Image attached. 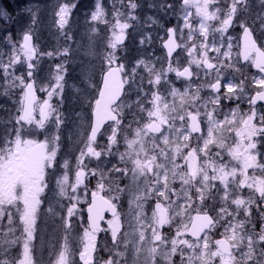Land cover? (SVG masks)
Segmentation results:
<instances>
[{"label":"snow or ice","instance_id":"obj_1","mask_svg":"<svg viewBox=\"0 0 264 264\" xmlns=\"http://www.w3.org/2000/svg\"><path fill=\"white\" fill-rule=\"evenodd\" d=\"M0 264H264V0L0 4Z\"/></svg>","mask_w":264,"mask_h":264},{"label":"rangeland","instance_id":"obj_2","mask_svg":"<svg viewBox=\"0 0 264 264\" xmlns=\"http://www.w3.org/2000/svg\"><path fill=\"white\" fill-rule=\"evenodd\" d=\"M11 2H12V6L15 7L16 3L18 2L24 3V0H11ZM34 2L39 4L41 8H44L46 5L48 7H51V5L55 3V0H34ZM85 27L86 25L84 24V21L81 18L79 21V32L77 35V40H79L80 37L83 36ZM74 31H76V29H74ZM52 32H55V29L53 28L49 30L47 28V21H45V28L42 30V37L40 41L42 45H47V44L54 45L57 43L56 38L51 34ZM61 42H62V38H61ZM69 43L72 42L69 41ZM153 51L155 52V55L163 57L162 55L163 53L160 50L159 42L156 43ZM135 54L136 53H133V55ZM81 56H83V54H81ZM77 63L78 62L73 63L71 65V67L74 69V71L72 72L73 76L77 75L80 71L79 67L77 66ZM39 95L43 96L42 93ZM69 106L71 107L72 105L70 104ZM37 223L39 225L40 235L42 237L39 245L38 255L46 261L49 251L52 249L53 245L56 243L57 240V226L53 221L48 220L47 218L39 219ZM44 237H47V239H44ZM78 246L79 245L77 244V247ZM77 260H78V256H77Z\"/></svg>","mask_w":264,"mask_h":264},{"label":"trees","instance_id":"obj_3","mask_svg":"<svg viewBox=\"0 0 264 264\" xmlns=\"http://www.w3.org/2000/svg\"><path fill=\"white\" fill-rule=\"evenodd\" d=\"M9 1H7V0H0V3L1 4H7Z\"/></svg>","mask_w":264,"mask_h":264},{"label":"water","instance_id":"obj_4","mask_svg":"<svg viewBox=\"0 0 264 264\" xmlns=\"http://www.w3.org/2000/svg\"><path fill=\"white\" fill-rule=\"evenodd\" d=\"M106 214V213H105ZM109 215H110V213H109Z\"/></svg>","mask_w":264,"mask_h":264}]
</instances>
